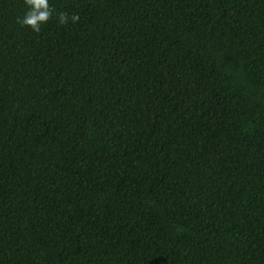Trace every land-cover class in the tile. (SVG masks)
<instances>
[{"label":"trees","instance_id":"1","mask_svg":"<svg viewBox=\"0 0 264 264\" xmlns=\"http://www.w3.org/2000/svg\"><path fill=\"white\" fill-rule=\"evenodd\" d=\"M48 3L0 0V264H264V0Z\"/></svg>","mask_w":264,"mask_h":264},{"label":"clouds","instance_id":"2","mask_svg":"<svg viewBox=\"0 0 264 264\" xmlns=\"http://www.w3.org/2000/svg\"><path fill=\"white\" fill-rule=\"evenodd\" d=\"M24 2L28 10L19 22L29 26L33 32H39L41 26L47 23L52 16L53 10L50 8L48 0H24ZM78 19V14L69 17L64 12L58 13V22L62 25L68 23L69 20L75 23Z\"/></svg>","mask_w":264,"mask_h":264}]
</instances>
